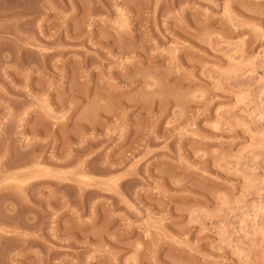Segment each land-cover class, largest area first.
<instances>
[{"label": "rangeland", "instance_id": "374dc122", "mask_svg": "<svg viewBox=\"0 0 264 264\" xmlns=\"http://www.w3.org/2000/svg\"><path fill=\"white\" fill-rule=\"evenodd\" d=\"M0 264H264V0H0Z\"/></svg>", "mask_w": 264, "mask_h": 264}]
</instances>
